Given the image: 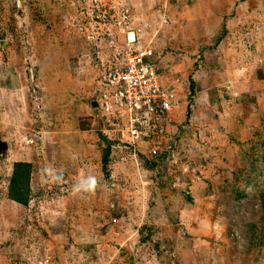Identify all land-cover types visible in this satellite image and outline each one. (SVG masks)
Instances as JSON below:
<instances>
[{
	"label": "rangeland",
	"instance_id": "374dc122",
	"mask_svg": "<svg viewBox=\"0 0 264 264\" xmlns=\"http://www.w3.org/2000/svg\"><path fill=\"white\" fill-rule=\"evenodd\" d=\"M129 33L180 80L135 140ZM0 264H264V0H0Z\"/></svg>",
	"mask_w": 264,
	"mask_h": 264
},
{
	"label": "built area",
	"instance_id": "2783aa9c",
	"mask_svg": "<svg viewBox=\"0 0 264 264\" xmlns=\"http://www.w3.org/2000/svg\"><path fill=\"white\" fill-rule=\"evenodd\" d=\"M128 36L124 63L120 69L104 76L106 103L117 119L123 121L122 132L133 140L141 137L146 124L155 117H169L180 105L179 78L165 85L154 63L151 49L131 46L136 38ZM113 96V98H112ZM154 156L158 150L154 149Z\"/></svg>",
	"mask_w": 264,
	"mask_h": 264
},
{
	"label": "trees",
	"instance_id": "16d2710c",
	"mask_svg": "<svg viewBox=\"0 0 264 264\" xmlns=\"http://www.w3.org/2000/svg\"><path fill=\"white\" fill-rule=\"evenodd\" d=\"M29 164L18 163L15 167L14 175L10 187V196L17 202L27 203L28 201V185L25 183L28 181Z\"/></svg>",
	"mask_w": 264,
	"mask_h": 264
},
{
	"label": "clouds",
	"instance_id": "9594fccd",
	"mask_svg": "<svg viewBox=\"0 0 264 264\" xmlns=\"http://www.w3.org/2000/svg\"><path fill=\"white\" fill-rule=\"evenodd\" d=\"M96 181L94 178L89 179L87 182H82L81 185L78 186L77 190L80 187H83L86 191L94 190Z\"/></svg>",
	"mask_w": 264,
	"mask_h": 264
},
{
	"label": "water",
	"instance_id": "95a60500",
	"mask_svg": "<svg viewBox=\"0 0 264 264\" xmlns=\"http://www.w3.org/2000/svg\"><path fill=\"white\" fill-rule=\"evenodd\" d=\"M91 103H92V106L94 107L99 106V102L97 100H93Z\"/></svg>",
	"mask_w": 264,
	"mask_h": 264
}]
</instances>
